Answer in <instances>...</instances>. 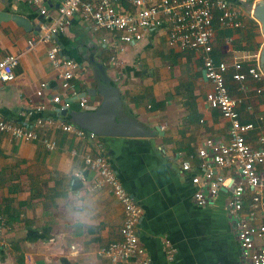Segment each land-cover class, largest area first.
Here are the masks:
<instances>
[{"label":"crops","instance_id":"0c3cea01","mask_svg":"<svg viewBox=\"0 0 264 264\" xmlns=\"http://www.w3.org/2000/svg\"><path fill=\"white\" fill-rule=\"evenodd\" d=\"M60 1L47 0V5L55 10ZM240 5L242 27L216 24L218 61L230 64L232 52L253 54L264 45L259 21ZM13 14L28 18L35 28L27 30ZM43 23L39 7L24 0H0V59L8 54L19 57L15 78L0 82V114L30 126L41 115L72 121L51 102L62 89L59 71L48 57L50 45L28 44L43 31ZM168 31L163 25L147 31L139 42L124 43L117 34L92 32L89 22L75 15L56 40L59 54L80 64L79 95L89 93L84 108L75 100L70 110L100 106L103 97L93 89L103 71L119 90L120 119H132L151 132L149 136H103L111 165L144 208L139 233L150 264H251L241 256L225 205L227 189L213 203L200 207L194 200L191 172L182 168L186 159L193 170L197 168L198 151L207 139L227 142L231 122L206 100L212 83L200 54L170 46ZM104 37H111L110 41H103ZM113 43L124 47L117 61L112 60ZM231 73L230 67L226 76L230 93L246 100L239 108L241 119L255 124L246 140L253 147L264 146L258 140L264 135V98L255 91L259 82L250 79L242 87ZM43 82L46 87L40 96ZM41 104L46 108L37 112ZM49 136L57 142L53 150L39 140H17L0 132V214L11 225L3 233L9 245L0 246V264H105L100 250L120 238L124 208L109 187H94L97 174L84 159L85 154L97 152L93 141L57 127L49 130ZM227 176L235 174L227 172ZM251 202L252 191H247L244 216L254 225L264 224V212L252 214Z\"/></svg>","mask_w":264,"mask_h":264},{"label":"built area","instance_id":"2783aa9c","mask_svg":"<svg viewBox=\"0 0 264 264\" xmlns=\"http://www.w3.org/2000/svg\"><path fill=\"white\" fill-rule=\"evenodd\" d=\"M24 1L39 7L44 17L43 31L32 37L28 44L29 47L50 45L48 57L59 71L62 89V94L54 95L51 102L58 106L60 113L70 110L75 100L81 108L87 103L86 97L79 95L76 83L80 64L73 58L61 56L56 40L77 14L89 22L92 32L105 30L111 35L117 34L124 43L139 42L147 31L166 25L170 46L200 54L206 78L212 83L206 100L212 108L218 109L230 120L229 140L217 142L212 138L207 139L205 146L198 151L200 162L197 168L193 170L190 159L182 162V168L191 172L194 200L200 207L213 203L220 192L227 189L225 205L236 230L241 256L251 264H264V224L254 225L243 214L247 191H252V214L264 212V146L253 147L247 142L246 134L255 129V124L242 121L239 108L246 100L244 97L233 96L226 83L231 67L232 79L242 87L250 79L259 82L255 91L264 98V70L259 61L260 52L250 54L234 51L230 64L226 60L218 61L214 56L216 24L220 28L242 27L243 9L240 4L251 2L255 5L261 0H236L237 4L229 0H61L55 10L49 8L47 0ZM110 38L104 37L103 41L109 42ZM111 46L112 60L117 61L118 53L124 47L115 43ZM18 63L19 57L16 54H8L0 59V82H9L15 78ZM45 87L46 83L43 82L38 95L43 94ZM45 108L46 105L41 104L36 109L42 112ZM247 108L252 109V106L248 105ZM37 127L42 128L43 132L39 133ZM54 127L88 138L96 144L97 152L87 153L84 158L87 167L97 174L94 187H109L124 208L120 238L100 250L106 260L105 264H132L134 260L136 264H150L151 260L139 233L144 208L126 189L111 165L105 152L103 136L62 117L41 115L30 126L0 114V132L17 140H39L50 150L57 147L56 140L49 136V130ZM258 140L264 143V135L259 136ZM227 172L235 176L228 177ZM10 228V223L0 214L1 247L9 245L3 233ZM165 244L168 247L169 240ZM172 253L168 251L169 258L173 257Z\"/></svg>","mask_w":264,"mask_h":264},{"label":"water","instance_id":"95a60500","mask_svg":"<svg viewBox=\"0 0 264 264\" xmlns=\"http://www.w3.org/2000/svg\"><path fill=\"white\" fill-rule=\"evenodd\" d=\"M246 9L259 21L264 34V0L253 5L251 2L242 3ZM13 19L27 30L34 29V24L26 17L13 14ZM260 65L264 70V45L259 55ZM94 93L102 95V101L97 109L63 110L62 115H70L72 122L79 127L92 131L100 136H149L151 132L132 119H120L122 100L116 86L110 84V80L102 71L98 76V86L93 89ZM89 90L80 96L84 97Z\"/></svg>","mask_w":264,"mask_h":264},{"label":"trees","instance_id":"16d2710c","mask_svg":"<svg viewBox=\"0 0 264 264\" xmlns=\"http://www.w3.org/2000/svg\"><path fill=\"white\" fill-rule=\"evenodd\" d=\"M245 50H246V49H245ZM62 118L65 119V120H67V121H70V119H68V117H63V116H62Z\"/></svg>","mask_w":264,"mask_h":264}]
</instances>
